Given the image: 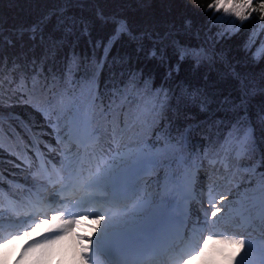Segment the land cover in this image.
I'll list each match as a JSON object with an SVG mask.
<instances>
[{
    "label": "trees",
    "instance_id": "obj_1",
    "mask_svg": "<svg viewBox=\"0 0 264 264\" xmlns=\"http://www.w3.org/2000/svg\"><path fill=\"white\" fill-rule=\"evenodd\" d=\"M212 2L0 0L3 235L12 233L9 222H14V218L9 214L32 211L29 202L36 201L47 188V182H51L48 178L55 176L62 188L60 178L68 175L69 158L75 160L82 154L76 150L78 138L90 136L98 129L101 135L97 143L105 148L111 146L110 155H105L103 160L85 155L83 168L94 160L95 164L119 162L122 156L143 150L148 156H156L160 166H151L150 174L143 177L142 196L185 203L188 239H192L193 229L203 223L199 204L182 199V187L191 178L190 188L196 195L207 190L201 198L209 211L210 188L228 196L225 205L231 208V213L225 208L220 214L226 218L217 230L237 233L236 238L245 239V247L242 250L233 245L223 247L239 251L243 259L245 253L251 252L249 243L264 247V192L259 188L264 165L257 166L255 173L244 170L264 159V126L256 120L257 112L264 108V92L258 91L249 106L255 129L254 151L240 158L230 155L227 172L218 164L212 165L205 155L210 153V142L222 140L212 121H234V114L224 111L219 102L225 96L238 102L250 83L257 89L264 87V20L253 12L248 20L241 22L223 11L208 9ZM259 2L253 0V6ZM216 17L223 19L217 23ZM73 20L77 23L69 29ZM119 21L126 23L127 31L115 35ZM230 21L235 23L229 24ZM34 25L39 26L38 37L42 39H30L31 32L27 30ZM105 45H108L106 58ZM183 49L200 50L205 58L198 62L186 55L181 60ZM259 50L262 54L257 56ZM153 51L156 56L151 55ZM69 67L71 75L65 79ZM132 73L139 84L138 92L129 88L135 96L133 105L155 102V94L160 92L163 108L146 130L130 129L114 141L110 121L115 114L103 117L98 107L94 111L89 108L90 82L97 103L102 102L107 111L114 90H124ZM145 80L150 82L147 90L143 86ZM164 92L167 99L163 98ZM205 97L209 101L207 107L201 104ZM127 111L125 105L117 117L121 128L123 113ZM181 133L186 137L183 154L165 155L163 146L169 141L174 144ZM82 174L85 178L89 175ZM169 181L172 185L166 190ZM237 224L242 228L233 229ZM13 242L14 246L4 253V247L0 248V264L21 263L28 243ZM178 245L180 251L190 244L178 240ZM90 248L92 254H98L95 243ZM245 264L251 262L245 260Z\"/></svg>",
    "mask_w": 264,
    "mask_h": 264
},
{
    "label": "snow or ice",
    "instance_id": "obj_2",
    "mask_svg": "<svg viewBox=\"0 0 264 264\" xmlns=\"http://www.w3.org/2000/svg\"><path fill=\"white\" fill-rule=\"evenodd\" d=\"M208 9H214L215 12H221L227 16L231 15L236 17L241 22L248 20L252 13H259V19L264 20V0L253 6V0H213L208 5ZM222 17H216L215 22H221ZM77 22L75 20L69 25V29ZM234 24V21L228 22ZM119 26L115 35L127 31V25L123 21L118 22ZM87 26L85 25V30ZM238 30V27H237ZM27 31L31 32L30 39H42L38 37L39 26L34 25ZM22 34V33H21ZM222 34V33H221ZM0 38H3L0 32ZM6 39V38H4ZM12 43L11 39L7 40ZM111 43V41L109 42ZM105 58L107 56L108 45L104 46ZM153 51L151 55L156 56ZM186 55H191L197 61L204 59L200 50L183 49L180 52V59L183 60ZM102 64L103 61L101 60ZM171 74V73H169ZM71 75V68L69 67L65 73V79ZM35 79V77H33ZM23 83V82H21ZM139 91V84L137 82L136 74H130L128 83L125 84L124 90L115 89L112 98L107 105V111L104 110L103 103H97V96L91 91L92 82H90V100L89 108L93 111L98 107L103 117L113 115V120L110 121L111 139L117 140L119 136L123 135L128 130H146L155 123L157 113L163 108V102L159 99L160 92H157V100L155 102L149 100L146 103H136L133 105L135 96L133 91ZM144 89L150 88L148 80L143 81ZM35 88L36 85L33 84ZM264 92V87L257 89L254 84H249L243 92L240 100L237 102L229 96H225L220 102L221 107L226 112L234 114V121L228 122L225 120H213V127L222 136L221 139L210 142V153H205L209 156V162L212 165H220L227 172L230 167V155L235 158H240L246 154H251L254 151L255 137L254 126L252 117L249 114V106L252 97L257 92ZM149 95H152L149 93ZM131 97V98H130ZM163 98L167 99V93H163ZM208 98L205 97L201 104L207 107ZM128 106V111L124 112V126L120 127L117 122V117L121 115V109ZM256 120L261 126H264V108L256 114ZM56 125H53L55 127ZM101 135L98 129H94L87 141H82L76 145V150L79 153L80 149H84V155L89 158L104 159L105 155H110L111 146L108 148L98 144V137ZM185 139L183 133L180 138L173 144L169 141L168 145L163 146L165 155L183 154L185 147ZM57 143H60L58 139ZM218 145V147H217ZM3 145H0L2 147ZM89 146L92 150L89 151ZM51 150V149H50ZM19 159V156L17 157ZM39 158V157H37ZM153 168L160 166V161L156 156H148L143 150L136 154H128L127 157H121L119 162L113 161L111 163L105 162L97 164L94 171L89 170V175L85 178L82 174V163L77 159L69 158L68 161V175L61 177L62 184L59 200L54 199L52 204L58 207L52 208L55 214L51 215V219H39L37 216L44 210L39 206L42 202L37 199L36 201L29 202L31 208L30 213H26L27 219L20 220L18 224L9 222V226L16 227L18 230L15 233H8L3 235L5 224L0 219V248L7 244L12 243L14 240L20 239L21 236L29 235L35 228H39L44 224L59 222V225L53 229L55 235L46 237L43 241H37L35 244L27 245L24 249V254L30 250L48 248L51 245L57 244L64 240L69 233L73 232L74 226L81 218H88L95 213L94 219L99 224L101 221L107 219L108 223L105 225V231L101 233L100 237L96 240L97 252L101 247H105L110 251H117L121 253H132L134 256L142 257L144 255H158L162 251L171 246V241L178 235L177 225L184 224V217L187 215V210L184 203H177L175 200H167L160 197L150 198L142 196L136 188L131 184V181L137 176L148 171V166ZM264 165V159H261L257 165L245 168V171L255 173L256 167ZM19 166V165H18ZM262 179L259 187L264 192V173L261 174ZM191 178H188L185 187L182 190L183 201H190L193 198V193L190 191ZM80 193L78 199L75 198L76 194ZM103 193V195H99ZM218 196V198H217ZM103 200L110 205L109 211H101L95 207V202ZM228 199L227 194L219 195L215 193L212 188L208 192V205L209 210L203 213V223L198 228L193 229V232L201 237L196 239L194 244L188 245L187 249H181L176 252L173 260L175 264H191L193 260H199L205 255L210 246L214 245H233L238 246L240 250L245 247V239L236 238L237 233L217 230V226L225 220L226 216H220L228 208V213H231V208L225 205ZM264 203V201H262ZM225 205V207H221ZM92 209V212L88 210ZM67 213L69 219H64V214ZM4 214L0 213V217ZM220 219L217 220V217ZM80 242L78 256L82 264H89L91 257L89 253L92 249L89 245L92 244L90 236H78ZM251 247V243H249ZM218 254L229 262H234L239 251L231 253L225 252L223 249L217 248ZM24 255H21V259ZM246 257L241 259L238 264H245Z\"/></svg>",
    "mask_w": 264,
    "mask_h": 264
},
{
    "label": "rangeland",
    "instance_id": "obj_3",
    "mask_svg": "<svg viewBox=\"0 0 264 264\" xmlns=\"http://www.w3.org/2000/svg\"><path fill=\"white\" fill-rule=\"evenodd\" d=\"M263 48H261V50ZM261 50H259L256 53L257 56L262 54ZM150 171H151V165L148 166L147 172H150ZM171 185H172V181H169L165 189L168 190L171 187ZM54 191L49 192L47 206L51 204V200L53 199V197H55L56 200H59L58 195H53V194H57V192H54ZM43 201H44V198L41 199V202ZM54 205L55 204H52V206ZM88 211L92 212V209H89ZM52 212L53 211L50 210V213H47L48 216L45 217L49 219V221L51 219V215L55 214ZM9 215L14 218L13 221L17 219V217L20 218L22 216V215L17 216L16 214H9ZM94 215L95 213L92 212V216H89L88 218L79 219L76 225L74 226L73 232L69 233V235L64 240L58 242L57 244L51 245L48 248L36 249L34 251L30 250L26 254H24L23 252L24 258L21 259L20 264H82L78 256L80 242L77 239V237L78 236H90L93 241L95 240L94 237L98 236L99 234L105 231V225L108 223V220L105 219L101 221L99 224H97L96 220L93 218ZM63 218L69 219L71 217H69L68 214L65 213ZM39 219H44V218H38L37 222L39 221ZM58 225H59V222H56V223L50 222L48 224H44L39 228H35V230L31 231L29 235L21 236L20 239L15 240V242L27 241L29 242V245H30V244H35L37 241H43L46 237L56 234L53 231V229L56 228ZM13 246H14V242L4 246L3 253ZM215 247L216 245L210 246V248L208 249V251L205 253L203 257H201L199 260H193L191 264H238V262L241 259H243L242 256L239 254L238 256H236V259L234 262H229L228 260L223 259L218 254ZM220 249H223L225 252H228V253L234 252L226 247H222ZM260 251L261 250L259 249L257 252H260ZM262 258L264 259V257ZM92 262H93L92 259H90L89 264H93Z\"/></svg>",
    "mask_w": 264,
    "mask_h": 264
}]
</instances>
